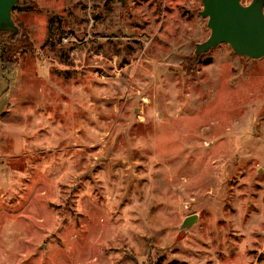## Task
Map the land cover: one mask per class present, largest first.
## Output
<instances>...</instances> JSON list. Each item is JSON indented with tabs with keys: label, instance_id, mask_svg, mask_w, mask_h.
Here are the masks:
<instances>
[{
	"label": "rangeland",
	"instance_id": "rangeland-1",
	"mask_svg": "<svg viewBox=\"0 0 264 264\" xmlns=\"http://www.w3.org/2000/svg\"><path fill=\"white\" fill-rule=\"evenodd\" d=\"M16 6L0 264H264V57L197 56L202 0Z\"/></svg>",
	"mask_w": 264,
	"mask_h": 264
},
{
	"label": "water",
	"instance_id": "water-1",
	"mask_svg": "<svg viewBox=\"0 0 264 264\" xmlns=\"http://www.w3.org/2000/svg\"><path fill=\"white\" fill-rule=\"evenodd\" d=\"M20 0H0V32L19 33L13 9ZM122 3L125 0H121ZM200 15L207 18L209 37L196 44L195 54L209 52L221 43H228L241 56L252 59L264 57V0H202ZM197 215L187 216L182 227L188 229Z\"/></svg>",
	"mask_w": 264,
	"mask_h": 264
},
{
	"label": "trees",
	"instance_id": "trees-1",
	"mask_svg": "<svg viewBox=\"0 0 264 264\" xmlns=\"http://www.w3.org/2000/svg\"><path fill=\"white\" fill-rule=\"evenodd\" d=\"M16 7H17V6H15L14 9H15ZM4 43H5L4 41L0 43V48L3 50V54L1 55V61H2V64H3L4 68H5L6 70H10V69H11V68L17 63V60L10 58V56L7 57V56H5V55H6L8 52H9V53H12L13 51H14V52L17 51L18 49H14V50H13V49H11V48H7V47L5 46Z\"/></svg>",
	"mask_w": 264,
	"mask_h": 264
}]
</instances>
